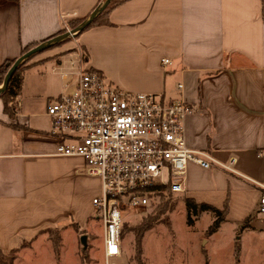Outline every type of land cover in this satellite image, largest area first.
Here are the masks:
<instances>
[{
    "label": "crops",
    "instance_id": "1",
    "mask_svg": "<svg viewBox=\"0 0 264 264\" xmlns=\"http://www.w3.org/2000/svg\"><path fill=\"white\" fill-rule=\"evenodd\" d=\"M103 1L0 0V67L71 30ZM262 10V0H125L108 11L109 25L85 29L67 40L72 46L64 41L24 61L10 113L0 100V250H19L62 219L90 218L74 210L73 201L66 207L58 201L60 163L78 160L80 175L98 179L85 175L80 157L55 155L46 115L74 86L81 65L123 91L189 104L194 113L185 119L186 147L220 163L237 159V175L188 162L183 198L226 210L206 244L216 251L235 235L239 264L244 237L248 246L253 237L264 239L256 185L264 183ZM163 59L170 65L162 66Z\"/></svg>",
    "mask_w": 264,
    "mask_h": 264
},
{
    "label": "built area",
    "instance_id": "2",
    "mask_svg": "<svg viewBox=\"0 0 264 264\" xmlns=\"http://www.w3.org/2000/svg\"><path fill=\"white\" fill-rule=\"evenodd\" d=\"M74 75V86L47 107L48 134L57 140L56 156L80 157L85 175L100 182L91 205L102 226L101 248L109 264L122 255L124 212L145 209L156 186L183 194L188 162L237 175V159L220 163L186 147L185 119L194 109L184 101L123 91L81 65ZM256 185L261 191L258 213L264 215V183Z\"/></svg>",
    "mask_w": 264,
    "mask_h": 264
},
{
    "label": "rangeland",
    "instance_id": "3",
    "mask_svg": "<svg viewBox=\"0 0 264 264\" xmlns=\"http://www.w3.org/2000/svg\"><path fill=\"white\" fill-rule=\"evenodd\" d=\"M77 34L54 45L66 41L63 45L72 46L67 40L76 38ZM82 167L78 160L58 165V201L63 207L73 201L74 210L87 214L88 221H81L76 227L68 219H62L59 226L42 229L16 250L14 264H107L101 248L102 226L96 219L97 212L90 206L91 197L99 195L100 182L80 175L77 170ZM159 204V198L152 196L145 209L123 213L122 255L111 259L109 264H236L235 235L216 251L206 244V231L215 219L212 213L194 216L188 211L189 223L183 194H173L158 220L149 221L150 217H155ZM149 223L151 229L146 231ZM81 236H86L85 248L80 243ZM252 240L248 246L247 236L244 237L239 264H264V239L253 237Z\"/></svg>",
    "mask_w": 264,
    "mask_h": 264
},
{
    "label": "trees",
    "instance_id": "4",
    "mask_svg": "<svg viewBox=\"0 0 264 264\" xmlns=\"http://www.w3.org/2000/svg\"><path fill=\"white\" fill-rule=\"evenodd\" d=\"M125 0H112L109 5L105 8V10H103V12H101L100 14H98L95 19L92 21V23L86 28L89 29L93 26H102V25H109L108 20L105 19V16L107 15L108 11L110 9H112L113 7L121 4L122 2H124ZM101 4V3H100ZM262 4H263V19H264V0H262ZM99 6V4H98ZM97 6V7H98ZM96 7V8H97ZM95 8V9H96ZM89 17V16H88ZM87 17V18H88ZM86 18V19H87ZM86 19H81L75 22H72L70 24V28L71 29H76L78 28ZM85 31V30H84ZM83 32V31H82ZM65 31H62L59 35L65 34ZM81 32H79L77 34V36L80 34ZM64 42V41H63ZM62 43V42H61ZM59 43V44H61ZM58 44V45H59ZM38 46V45H37ZM57 46L56 45H52L50 48ZM36 47V46H35ZM34 47H29L25 50H23L21 52V56H23L25 53H27L29 50L33 49ZM17 60V59H16ZM15 60V61H16ZM15 61L9 62V63H5V65L0 67V86L3 84L5 75L7 74V72L9 71V69L11 68V66L14 64ZM26 62H24L23 64H21L18 69L14 72V74L12 75V77L9 80L8 86L7 88L0 93V100L3 103V109L5 113H10V109H9V103L12 101V99H14L17 96L20 84H21V78L18 75L20 73V71L23 69V65ZM154 195L156 197L159 198L160 204L157 207L156 210V215L155 217H150L149 221H155L158 220V218L160 217L159 215L161 214V212L165 211V208L168 205L169 202V198L170 196H172L173 194L170 192L168 187H161V186H156L153 189ZM184 202L187 206V214H188V222L190 223V213H188V211H191V214L194 216H198L201 213L204 212H210L215 216V219L213 221V223L208 227L206 234L208 236L212 235L213 233H215L220 224L224 221L225 216H226V210L223 211H219L216 208L212 207V206H208V205H204V204H196L195 202L189 200V199H184ZM72 225H75L77 227V225L75 223H73ZM75 227V228H76ZM246 228V221L244 222V224L241 227V230ZM151 229V225L150 223L146 225V231ZM140 236V235H139ZM140 240V239H138ZM16 249L10 251L8 254H4V252H2L0 250V264H14L15 260H16ZM234 258L236 261V264L238 263V258H239V251L238 248L235 249L234 251Z\"/></svg>",
    "mask_w": 264,
    "mask_h": 264
},
{
    "label": "water",
    "instance_id": "5",
    "mask_svg": "<svg viewBox=\"0 0 264 264\" xmlns=\"http://www.w3.org/2000/svg\"><path fill=\"white\" fill-rule=\"evenodd\" d=\"M111 1L112 0H104L103 3L100 6H98L96 9H94V11L89 15V17L78 28L73 29L70 32H66L65 34L59 35L57 37H54V38H52V39H50V40H48V41H46L44 43H41L38 46L34 47L33 49L29 50L23 56L19 57L14 62V64L11 66V68L9 69L7 74L5 75L3 84L0 86V93H2L7 88L10 78L12 77L14 72L18 69V67L22 63H24V61H26L31 56H33V55H35L37 53H40L42 51H45V50L49 49L55 43L68 38L72 34L84 31L92 23V21L95 19V17L98 14H100L101 12H103V10H105V8L109 5V3ZM80 243H81V245L84 248L86 247V236H81L80 237Z\"/></svg>",
    "mask_w": 264,
    "mask_h": 264
}]
</instances>
